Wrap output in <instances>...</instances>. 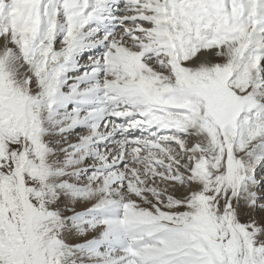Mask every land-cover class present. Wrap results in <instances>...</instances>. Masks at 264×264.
Instances as JSON below:
<instances>
[{
    "label": "snow or ice",
    "instance_id": "1",
    "mask_svg": "<svg viewBox=\"0 0 264 264\" xmlns=\"http://www.w3.org/2000/svg\"><path fill=\"white\" fill-rule=\"evenodd\" d=\"M0 264H264V0H0Z\"/></svg>",
    "mask_w": 264,
    "mask_h": 264
},
{
    "label": "bare ground",
    "instance_id": "2",
    "mask_svg": "<svg viewBox=\"0 0 264 264\" xmlns=\"http://www.w3.org/2000/svg\"><path fill=\"white\" fill-rule=\"evenodd\" d=\"M209 58H211V55L209 56Z\"/></svg>",
    "mask_w": 264,
    "mask_h": 264
}]
</instances>
